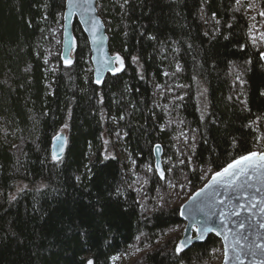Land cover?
I'll return each mask as SVG.
<instances>
[{"label": "trees", "instance_id": "obj_1", "mask_svg": "<svg viewBox=\"0 0 264 264\" xmlns=\"http://www.w3.org/2000/svg\"><path fill=\"white\" fill-rule=\"evenodd\" d=\"M62 3L0 0V264H110L138 236L151 250L134 264H215L221 245L213 235L179 256L175 241L154 244L180 224L179 207L170 201L145 215L127 187L126 162L104 156L101 135L123 145L129 161L136 162L135 172L142 173L153 161L155 143L172 149L177 129L194 133L190 166L178 163L184 158L179 153H188L182 144L176 146L179 153L172 149L168 155L177 167L166 180L184 185L179 197L175 188L174 199L201 186V167L218 170L243 151L241 145L250 147L255 135L250 121L261 117L264 130V67L243 11H234L235 0H97L109 52L118 53L125 66L96 86L78 24L74 63L66 68L60 62L55 38ZM258 7L264 9V3ZM199 84L207 99L203 121L196 102ZM156 88L162 92L159 107ZM179 95L183 100L174 99ZM169 113L176 115L174 123L169 124ZM65 122L67 144L57 165L50 146ZM17 182L48 187L39 194L30 188L10 203ZM149 184L152 191L166 183L153 171Z\"/></svg>", "mask_w": 264, "mask_h": 264}, {"label": "snow or ice", "instance_id": "obj_2", "mask_svg": "<svg viewBox=\"0 0 264 264\" xmlns=\"http://www.w3.org/2000/svg\"><path fill=\"white\" fill-rule=\"evenodd\" d=\"M127 3L128 0H124V4ZM261 3H264V0H235L234 11L245 13L254 11L256 13L251 16L253 23L249 25L248 29V36L254 47L264 45V30H261L264 29V9L258 7V4ZM61 7L60 17L65 23L61 25L63 40L57 41V43H63L65 46L64 51L59 54V58L63 65L69 68L74 63L71 54L76 48V38L69 34V22L74 17L78 18L84 31L92 36V43L98 52H102L107 37L102 34L101 30L104 28V24L96 15L99 8L96 0H63ZM257 16L261 18L259 21H257ZM211 19L217 25L219 24L215 13H212ZM205 22L207 23V21ZM228 27H231V24H228ZM149 39L154 40L155 37H149ZM240 47L243 50L244 45ZM260 58L264 60V51H260ZM132 59L137 61L139 58L133 57ZM47 62V58H45V63ZM250 62L249 60L246 63ZM95 63L97 67L94 69L96 77L94 82L97 85L103 83V72L107 71L115 76L125 66L124 59L118 53L115 56L101 55L95 60ZM176 71H182L179 63L176 64ZM163 75L168 76L169 73L164 72ZM193 79L195 80V77ZM237 79L239 80L240 77L237 76ZM157 87L160 86L157 85ZM176 87L183 88L185 85H176ZM183 98V95L174 97L176 100H183ZM206 107L207 105H205V109ZM120 119H123V116ZM203 119L204 113L202 112L201 120L203 121ZM260 120L261 117H257L247 125L255 133L250 141V147L241 145L243 151L238 155L230 156V159L218 170L213 171L211 167L206 170L201 169L205 174L201 175L200 179L207 182L188 197L187 204L178 209L180 216L190 220V224L184 227V232H194L196 235L195 237L189 235L178 241L174 249L177 256L189 247L193 239L204 240L206 234L215 233L221 238V248L217 251L222 254V264H264V130L259 127ZM163 130L164 126H161V131ZM116 135L119 136L120 133H116ZM181 138L183 143L188 146L190 154L181 151L179 154L184 158L180 159L178 163L179 165L187 163L190 166L192 155L195 154V135L189 137L186 132L181 131L175 139ZM65 139L60 134L53 137L51 161L57 165L62 162ZM107 143L108 141H105V144ZM235 145L236 141L233 140V146L235 147ZM13 147L18 146L14 145ZM154 150L157 158L154 163L144 166L145 171H154L160 181H166L174 189L179 187L183 190V184L177 185L166 180V172L171 173L177 164H171L170 167L164 169L159 160V154L162 151L161 145L156 144ZM135 163L133 160V164ZM190 170L196 171L197 169L191 168ZM132 175L136 179L126 181L128 188L138 194L144 192V185L148 183V180L141 179L135 170H132ZM138 182L140 187L136 188L135 185ZM188 183L191 182L188 181ZM47 187V184L41 183L34 191L39 194ZM32 190L28 184L17 185L16 193L8 195L9 202L15 201L17 194ZM141 207L145 212L148 211L143 205ZM136 239L139 240L140 237ZM115 259L118 257L113 258L114 261ZM88 264H93V262L90 260Z\"/></svg>", "mask_w": 264, "mask_h": 264}, {"label": "rangeland", "instance_id": "obj_3", "mask_svg": "<svg viewBox=\"0 0 264 264\" xmlns=\"http://www.w3.org/2000/svg\"><path fill=\"white\" fill-rule=\"evenodd\" d=\"M243 13L245 15V18L247 19V33H248L249 25H251L253 23V21L251 20V16L256 15V13L254 11L247 12V13L243 12ZM260 19L261 18L259 16H257V21H259ZM261 30H264V29H261ZM55 40H56V43H57V41H61V26H60V33L57 36V38H55ZM57 44H59V49H60L61 43H57ZM257 46H259V48H260L261 51H264V45H257ZM88 71H90L91 72V75H92L91 64L88 67ZM154 94H155V102H156L157 106L159 107V106H161V105H159V102H160V98H161L162 92L159 89L156 88L155 91H154ZM196 102H197V107H198V110H199L200 114H202V112H203L204 115H205L206 110H207V107L205 109V105H207L206 90L200 84L198 86V91H197V94H196ZM165 109L166 110H169V112H171L170 111L171 109H169V108H165ZM168 118H169V120L171 122L174 123L175 122V119H176V115L174 113H169ZM65 125H67V122H65V124L62 125L58 129L57 133H62L64 135H66V137H67L68 127H65ZM174 125H176V127L178 126V124H176V123ZM177 130L178 131L176 132V134L175 135L173 134L170 137V138H172L171 139V141H172V149L176 153V152H178L177 151L178 149H177L176 146H178V145L180 146L182 144L181 145L182 146L181 150H185V151L187 150L188 151V146L183 143V139L181 138V139L177 140V139H175V137L179 136V134H180L181 131L186 132L189 137L193 136L194 133H192V132H190L188 130H184V129L183 130L177 129ZM101 138H102V142H103V154H104V156L105 157H116L117 159L121 160L122 162H126V164H127L126 172L129 174L130 179H133V180L136 179V177L132 175V170H134V168H135L134 167V164L129 161L128 154L126 153L123 145L119 144V145H115L114 146L112 144V141L113 140H111L110 138H108L107 137V134L105 132L101 135ZM180 140H181V142H180ZM105 141H108V143L105 144ZM173 141H174V144H173ZM156 144H158V143H155L152 146V152H153V148H154V146ZM159 145H161V144H159ZM161 148H162V151H161L162 167L164 169H167L168 167H170L171 164H173L171 162V160H169V156H168L169 155V152L172 149H166V146L164 147L162 145H161ZM16 149L18 150V147H16ZM17 150L15 151L16 152L15 153L16 155L18 154V151ZM152 156H153V153H152ZM152 163H154V158H153ZM135 169H137V168H135ZM201 169H205L206 170L207 168H205V167H201L200 168L201 175H204L205 173L203 171H201ZM142 170H143L142 173L140 172V169H139L137 171L138 173H136V174H138V176L141 179H147L148 180V183L144 185V192H141L139 194L136 191H133V192L136 194L137 201H139L138 203L140 204V206L143 205L144 208H147L148 209L147 212H145L142 209V211L144 212L145 215H148V212L149 211H152L153 209H155L154 207H156L157 209H159V208L165 206L170 201H171V206L180 207L181 204L190 196L189 195L187 198H185V196H181L180 198L174 199L175 197L173 196V194L175 192V189L172 188V187H170L169 184L167 182H165V181H161V182L166 183L164 189H162V190L154 189V190L151 191V187H150V184H149V178H150V175H152L153 172H146L145 171V167H142ZM208 175L210 177V173ZM170 177H171L170 176V173L166 172V178L169 179ZM168 181H170V180H168ZM204 182H206V180H203L202 184ZM22 183L23 184H26L24 182H17L15 184L12 192H10V193H16V186L17 185H20ZM40 184L41 183L39 182V183H36L34 185H28V186H29V188H36ZM135 187L136 188H139L140 187V183L138 182L135 185ZM148 192H150L149 195H148ZM179 192L180 191L178 190V187H177V191L175 192V196L176 197H179L178 196V193ZM183 228H184V224L183 223H180V224H177L176 226H174L172 228L167 229L165 231L164 235H162L160 238H158L155 241L156 243L154 242V244H157V243L161 244V243H163V242H165L167 240H169V241L170 240L175 241L176 244H177L178 241H179V239H180V237H181V235H182ZM138 237H140L139 240H137L135 238L132 241V243H130L128 246H126L124 248V250L121 253L114 255L112 257V259H111L110 264H134L136 261H138L139 259H141V256L142 255H144L146 252H148L149 250H151V246L148 244L147 239L144 240L143 237H141V236H138ZM114 257H118V259H115V261H114L113 260ZM221 259H222V254L220 252L219 259L216 260L214 263L215 264H220Z\"/></svg>", "mask_w": 264, "mask_h": 264}, {"label": "water", "instance_id": "obj_4", "mask_svg": "<svg viewBox=\"0 0 264 264\" xmlns=\"http://www.w3.org/2000/svg\"><path fill=\"white\" fill-rule=\"evenodd\" d=\"M96 2H97V0H96ZM96 15H97V17L101 20L100 16L98 15V11L96 12ZM101 21H102V20H101ZM102 22H103V21H102ZM63 23H65V21L62 20V24H63ZM75 24H78V26L80 27L82 33H83V34L86 36V38H87L88 47H89V52H90V58H89V61H90L91 68H92V82H93L94 85H96V86H100L101 84L97 85V84L94 82V81H95V78H96V77H95L94 69L97 67V64L95 63V60L98 59V58H100L101 55L115 56V54H117V53H115V54H111V53L109 52V49H108V34H107V32H106L105 25H104V28H103L101 31H102V34H103L104 36L107 37V39H106L105 42H104L102 52H98L97 49H96V46L93 45V43H92V36H91L88 32L84 31L83 26L79 24V20H78L77 17H74V18L72 19V21L69 22V34H70V36L75 37V35H74V25H75ZM103 24H104V22H103ZM62 40H63V29H62V27H61V41H62ZM64 48H65V46L63 45V43H61V45H60V53H59V54H61V53L64 51ZM74 51H75V50H74ZM74 51H73L72 54H71V55H72V58H73V53H74ZM259 57H260V55H259ZM59 59H60V58H59ZM260 60H261V63H262V65H263V67H264V60H262L261 58H260ZM60 62L63 64V62H62L61 60H60ZM122 71H123V70H122ZM122 71H121V72H122ZM121 72H120V73H121ZM118 74H119V73H118ZM107 75H112V74L109 73V72H107V71L103 72V81H104V79L106 78ZM116 75H117V74H116ZM57 134H60L62 137L66 138V135H64V134H62V133H57ZM57 134H56V135H57ZM56 135H55V136H56ZM52 144H53V138H52L51 146H50V150H51V151H52ZM66 144H67V139L64 140V145H65V146H64V151H65V149H66ZM64 151H63V153H62V156H63V154H64ZM152 153H153V158H154V162H155V160H156L157 157H156V154H155V150H154V148H153V152H152ZM159 160H160V163H161V166H162V162H161V153L159 154ZM157 177H158V175H157ZM158 178H159V177H158ZM209 178H210V177H209ZM206 182H207V181H206ZM206 182H204V183L201 185V187H203L204 184H205ZM201 187H199V188H201ZM199 188H198V189H199ZM198 189H196V190H198ZM196 190H195V191H196ZM195 191H194V192H195ZM187 203H188V198H187V199L181 204V206H182V205H185V204H187ZM179 208H180V207H179ZM179 208H178V209H179ZM178 219H179L182 223H184V227H185L186 225H189V224H190V220L186 219L185 217L180 216V215H179V211H178ZM189 235L195 237L196 234H195L194 232L185 233V232H184V228H183V232H182V235H181V237H180L179 240H181V239H185V238H186L187 236H189ZM209 235H213V236H215V237L217 238V240L219 241V243H220V241H221V238H220V237L216 236L215 233H208V234H206L204 240L193 239L192 242H191V244L189 245V247L186 248L185 250L189 249L193 244L204 242V241L207 239V237H208ZM220 245H221V243H220ZM185 250H184V251H185ZM220 264H222V259H221Z\"/></svg>", "mask_w": 264, "mask_h": 264}, {"label": "bare ground", "instance_id": "obj_5", "mask_svg": "<svg viewBox=\"0 0 264 264\" xmlns=\"http://www.w3.org/2000/svg\"><path fill=\"white\" fill-rule=\"evenodd\" d=\"M99 15V14H98ZM100 18H101V16H100ZM101 20L103 21V19L101 18ZM75 26V25H74ZM81 30V29H80ZM82 32V31H81ZM83 34V33H82ZM84 35V34H83ZM85 36V35H84ZM85 38H86V36H85ZM86 40H87V38H86ZM88 43V42H87ZM89 48V47H88ZM90 53V52H89ZM90 58V57H89ZM27 184V183H26ZM12 192V191H11ZM180 221V220H179ZM180 223H182L181 221H180ZM184 224V223H183Z\"/></svg>", "mask_w": 264, "mask_h": 264}]
</instances>
